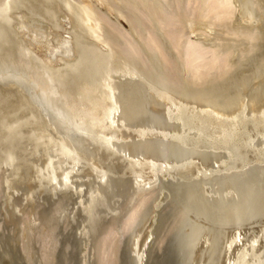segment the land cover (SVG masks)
Wrapping results in <instances>:
<instances>
[{"label":"bare ground","instance_id":"6f19581e","mask_svg":"<svg viewBox=\"0 0 264 264\" xmlns=\"http://www.w3.org/2000/svg\"><path fill=\"white\" fill-rule=\"evenodd\" d=\"M0 216L28 261L61 227L80 264H264V0H0Z\"/></svg>","mask_w":264,"mask_h":264},{"label":"rangeland","instance_id":"374dc122","mask_svg":"<svg viewBox=\"0 0 264 264\" xmlns=\"http://www.w3.org/2000/svg\"><path fill=\"white\" fill-rule=\"evenodd\" d=\"M19 214H20V213H19ZM19 214L16 216V218H18V219H19V217H20ZM0 217H1V216H0ZM14 218H15V217H14ZM1 220H2V219H0V223H1ZM13 220H15V219H13ZM2 222H3V226H4V227H3V226H2V227L0 226V227H1V228H0V237H2L3 235H6V237L3 236L1 239H4L3 242H4L5 244H8L9 247H6V245H4L5 247H3V245H2L3 243L1 242L2 240H0V242L2 243V244L0 243V253H1V255H0V264H4V263H5V264H28V263H29V264H37V263H39V259H38L37 255H36V254H38V256H39V252L36 253V254H33V252H34V253L37 252V251H34V250H35L34 246L36 247V243H35V241H34V235H32L34 232L31 233V239L29 238L28 240H26L27 242H29V240H32L31 242H32V243H35V245L32 244L31 242H30V243H27L28 246H29V249H30L29 256L31 255L30 258H29L30 260L28 261V260H26L24 257H20V256H23V255L21 254V253H22L21 250L19 249V248L21 247V246H20V245H21V241H19L17 237H15V238H17V240L14 238V236H15V235H14V233H15L14 228H15V225H16V224H14L13 221H12V222H8V223L10 224V228H8V227H9V226H8L9 224L6 223L7 221L4 222V221L2 220ZM15 222H16V221H15ZM35 223H36V222H35ZM35 223H34V224H35ZM51 223H53V222L51 221ZM7 224H8V225H7ZM11 224H14V227H13ZM36 224H37V223H36ZM0 225H2V223H1ZM5 225H6V227H5ZM7 226H8V227H7ZM11 227H12L13 229H11ZM58 227H59V226H58ZM3 228H4V229H3ZM6 228L9 229V230H6ZM54 228H55V227H54ZM1 229H2V230H1ZM15 229H16V228H15ZM59 229H60V230H59ZM10 230L12 231V234H13L14 236H13V235L10 236V234H11V231H10ZM13 230H14V231H13ZM62 230H63V229H62ZM68 230H69V229H65L64 231H61V227H59L58 229H57V227L55 228V231H54L55 234H54V236H56V235H57V236L55 237L54 242H55V241L58 242L57 240H59L60 243H59V242H58L57 244H56V242L54 243V244H56L57 246L55 247L56 250L54 249V251H53V252H54L53 255H52L53 258H51L52 261H50V262H40V263H43V264H44V263H45V264H46V263H50V264H52L51 262H53V264H58V263H59V264H64L65 261L67 260V257H68V256H69L68 259H69V263H70V264H73V263H74V264H77V263H79L78 253H77V255H76V252H78V246H77V243L75 242L74 237L71 235V233H69L70 230H69V231H68ZM1 231H2V233H7V234L10 232V234H8V235H7V234H2ZM58 232H59V233H58ZM62 232H64V234H62ZM65 233H66V234H65ZM59 234H60V235H59ZM67 234H68V235H67ZM1 235H2V236H1ZM66 235H67V236H66ZM9 236H10V237L13 236V237H12V238H13V241H12V238H11V239H10V240H11L10 243H9L10 240L7 239ZM70 236H71V237H70ZM4 237H5V238H4ZM61 237H62V238H61ZM65 237H69V238H66V239H67V240H66ZM32 238H33V239H32ZM60 238H61V239H60ZM70 238H71V239H70ZM72 238H73L74 240H73ZM5 239H6L7 241H6ZM8 240H9V241H8ZM15 240H16L17 242H16ZM60 240H61V241H60ZM65 240H66V241H65ZM5 241H6V242H5ZM72 241H74V242H73L74 244L72 243ZM14 242H16V243L13 244ZM24 242H25V241H24ZM68 242H69V243H68ZM18 243H20L19 248H17V247H18ZM64 243H67V244H66L67 247H68V246H69V247L71 246V247L68 248L66 251H62V248H64V246H65ZM29 244L32 245L34 249H33V248H30V247H32V246H30ZM59 244H60V245H59ZM72 244H73V245H72ZM13 245H14V246H13ZM16 245H17V246H16ZM74 245H76L75 248H74ZM1 246H2L4 249H2ZM15 246H16V247H15ZM53 246H55V245H53ZM61 246H62V248H61ZM6 248H7V249H6ZM8 248H9V249H8ZM57 248H58V249H57ZM59 248H61V250H60ZM72 248H74V249L77 248V251H75V250L73 249L72 252H71L70 250H71ZM5 249H6L7 251H8V250H9V251L7 252V251H5ZM10 249H11V250H10ZM2 251H5V252L7 253V254L4 253L6 256L9 255L8 257H6V259H5V257H2V256H3ZM17 251H18V252H17ZM32 251H33V252H32ZM60 251H61V252H60ZM9 252H10V253H9ZM62 252H64V253H62ZM8 253H9V254H8ZM11 253H12V254H11ZM19 253H20V255H19ZM55 253H56V254H55ZM71 253H72V254H71ZM73 253H74L78 258L76 257V259H75V256H74ZM16 254H17V255H16ZM60 254H62L63 256L66 254L67 257H66V255H65V257H63V256H61ZM69 254H70V255H69ZM15 255H16V257H14ZM18 255H19V257H18ZM34 255H35V256H34ZM57 255H58V256H57ZM33 256H34V257H33ZM55 256H56V257H55ZM57 257H58V258H57ZM3 258H4L5 260H4ZM9 258H10L11 261L9 260ZM12 258L14 259V261H13ZM34 258H36V259H34ZM64 258H65V259H64ZM7 259H8V260H7ZM15 259H16V260H15ZM57 259H58V260H57ZM73 259H75V260L72 261ZM77 259H78V262L76 261ZM19 260H20V261H19ZM22 260H23V261H22ZM31 260H32V261H31ZM56 260H57V261H56ZM70 260H71L72 262H71ZM3 261H4V262H3ZM24 261H25V262H24ZM27 261H28V262H27ZM37 261H38V262H37ZM62 261H63V262H62ZM75 261H76V262H75ZM20 262H21V263H20ZM22 262H23V263H22ZM30 262H31V263H30ZM56 262H57V263H56ZM40 263H39V264H40ZM65 264H67V261H66ZM79 264H80V263H79Z\"/></svg>","mask_w":264,"mask_h":264}]
</instances>
